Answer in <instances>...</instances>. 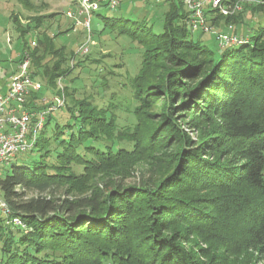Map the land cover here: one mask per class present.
Listing matches in <instances>:
<instances>
[{"label": "trees", "instance_id": "obj_1", "mask_svg": "<svg viewBox=\"0 0 264 264\" xmlns=\"http://www.w3.org/2000/svg\"><path fill=\"white\" fill-rule=\"evenodd\" d=\"M165 1L159 33L128 19L112 26L142 47L137 77L144 81L134 95L176 103L151 115L150 132L130 151L92 144L107 118L85 100L75 109L65 101L66 121L47 135L51 112L36 153L17 155L0 172L7 209L0 211V264L264 263V26L213 50L191 37L180 1ZM243 4L264 10V0ZM67 89L54 95L66 97ZM40 91L28 98L35 110L45 107L36 103ZM183 112L188 128L208 125L198 142L171 120ZM68 163L82 167L80 176L64 172ZM140 166L151 175L127 182Z\"/></svg>", "mask_w": 264, "mask_h": 264}, {"label": "rangeland", "instance_id": "obj_2", "mask_svg": "<svg viewBox=\"0 0 264 264\" xmlns=\"http://www.w3.org/2000/svg\"><path fill=\"white\" fill-rule=\"evenodd\" d=\"M25 1L28 2L27 5ZM241 1L242 9L236 14L238 18L233 23L232 31L249 36L257 27L264 26V10H252L250 5L243 4L257 1ZM79 6V0H0V92L6 90L10 77L18 71L23 58V43L25 47L28 44L27 50L32 55L31 69L44 86L36 103L39 104L42 97H54L59 86H68L64 97L67 106L75 109L77 107L74 105L85 100L89 105L87 109H100L102 111L98 112L107 118L102 121L101 128L95 127L93 130L96 139L92 143L94 146L133 150L137 147V142L142 143L150 132L154 120L151 115L166 112L169 105L176 102L163 99L164 95H134V87L142 85L144 81L137 77L142 47L131 40L126 32H120L119 25L112 26V23L117 18L128 19L133 26L139 27L142 24L140 27L159 33L162 31L168 3L165 0H130L121 2L115 9L101 6L90 14V42L86 51L79 49L87 36V30L82 24H76L77 20L83 22V16L77 15ZM67 12L74 17L67 16ZM218 25L213 29L226 32L227 24L223 20H219ZM191 37L217 50L212 34L193 33ZM45 38L50 46L40 43ZM54 72L59 74L61 80L55 85H47L49 76ZM58 76L55 78L58 79ZM67 116L63 108L53 112L45 129L46 134L51 135L56 122L64 123ZM182 118L183 121H180ZM108 120L111 122L108 123ZM171 120L177 122L181 136H187L196 142L207 134L205 128L208 125L202 129L188 128L186 122L189 117L186 112L179 115L174 113ZM166 151L170 152L169 149ZM13 161L14 159L8 164L1 163L0 172ZM67 165L69 168L64 172L80 176L83 171L75 163ZM141 166L139 168L142 169L138 171H130L131 177L127 178V182H134L135 177L140 175H151L150 166ZM31 195L35 193H28V196ZM235 262L232 264H238Z\"/></svg>", "mask_w": 264, "mask_h": 264}, {"label": "built area", "instance_id": "obj_3", "mask_svg": "<svg viewBox=\"0 0 264 264\" xmlns=\"http://www.w3.org/2000/svg\"><path fill=\"white\" fill-rule=\"evenodd\" d=\"M77 15L83 16L82 24L87 30L86 40L79 49L86 51L90 42V14L101 6L115 9L121 2L130 0H79ZM159 1V0H157ZM186 13L185 21L191 34H212L221 47H228L248 40V35L233 33L232 23L227 24L226 32L214 30L212 23L217 17H233L242 9L241 0H179ZM257 1V0H252ZM67 16L74 15L67 12ZM34 44V43H33ZM59 83V81H58ZM60 89L62 87L59 86ZM42 83L35 79L30 70V57L24 52L18 71L10 77L4 92H0V164H8L17 155L33 152L38 142L39 133L44 129L47 116L62 107L64 96H54L51 99L42 97L43 108L33 109L28 104L31 94L39 92ZM6 204L0 195V211L6 212ZM13 222L19 224L18 219Z\"/></svg>", "mask_w": 264, "mask_h": 264}, {"label": "water", "instance_id": "obj_4", "mask_svg": "<svg viewBox=\"0 0 264 264\" xmlns=\"http://www.w3.org/2000/svg\"><path fill=\"white\" fill-rule=\"evenodd\" d=\"M213 38H214V36H213ZM214 40H215V39H214ZM215 42H216V41H215ZM216 46H217L218 49H223V48H225V47H221V46H219L217 42H216Z\"/></svg>", "mask_w": 264, "mask_h": 264}, {"label": "crops", "instance_id": "obj_5", "mask_svg": "<svg viewBox=\"0 0 264 264\" xmlns=\"http://www.w3.org/2000/svg\"><path fill=\"white\" fill-rule=\"evenodd\" d=\"M4 92V91H3Z\"/></svg>", "mask_w": 264, "mask_h": 264}]
</instances>
